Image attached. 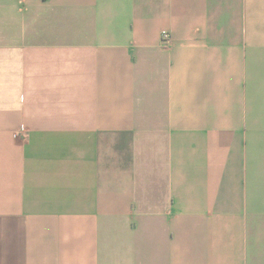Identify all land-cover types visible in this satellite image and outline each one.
Listing matches in <instances>:
<instances>
[{
	"label": "crops",
	"instance_id": "0c3cea01",
	"mask_svg": "<svg viewBox=\"0 0 264 264\" xmlns=\"http://www.w3.org/2000/svg\"><path fill=\"white\" fill-rule=\"evenodd\" d=\"M0 264H264V0H0Z\"/></svg>",
	"mask_w": 264,
	"mask_h": 264
},
{
	"label": "built area",
	"instance_id": "2783aa9c",
	"mask_svg": "<svg viewBox=\"0 0 264 264\" xmlns=\"http://www.w3.org/2000/svg\"><path fill=\"white\" fill-rule=\"evenodd\" d=\"M170 37H169V34L167 32H162L161 34V40L164 42V43H168Z\"/></svg>",
	"mask_w": 264,
	"mask_h": 264
}]
</instances>
